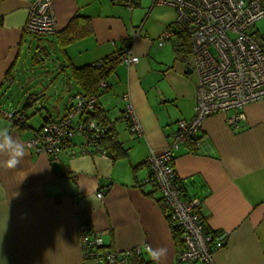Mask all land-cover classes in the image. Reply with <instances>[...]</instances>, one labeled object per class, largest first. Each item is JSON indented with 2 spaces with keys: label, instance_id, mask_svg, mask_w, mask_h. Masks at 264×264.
Here are the masks:
<instances>
[{
  "label": "crops",
  "instance_id": "crops-1",
  "mask_svg": "<svg viewBox=\"0 0 264 264\" xmlns=\"http://www.w3.org/2000/svg\"><path fill=\"white\" fill-rule=\"evenodd\" d=\"M123 1L54 0L56 33L34 37L24 26L35 0H0V127L23 144L45 122L64 116L73 96L82 93L70 77L71 66L93 65L120 52L122 41L141 28L132 47L138 62L117 65L106 79L108 88L96 97V108L113 123L119 155L66 152L51 160L26 149L16 169H7L0 157V264H95L81 254L84 220L106 249L165 247L160 264H178L161 195L145 182L146 160L151 150L168 146L177 122L193 117L190 44L175 27L173 9L137 0L130 10ZM165 30L173 35L159 46ZM252 35L264 47V18ZM126 93L140 135H132L122 117L120 97ZM4 111L20 112L24 128L3 118ZM243 114L238 130L224 115L207 118L199 144L174 151L185 196L202 202L200 218L224 242L213 254L214 264H264V101L246 105ZM143 259L153 264L146 252Z\"/></svg>",
  "mask_w": 264,
  "mask_h": 264
},
{
  "label": "built area",
  "instance_id": "built-area-1",
  "mask_svg": "<svg viewBox=\"0 0 264 264\" xmlns=\"http://www.w3.org/2000/svg\"><path fill=\"white\" fill-rule=\"evenodd\" d=\"M53 1L35 0L30 5L24 26L27 34L46 37L56 33ZM136 1L123 2L131 10ZM154 3L175 11V27L189 40L196 96L192 119L177 122L165 149L159 153L150 151L145 182L156 186L170 230L177 235L176 263L214 264L213 254L224 247V242L200 218L202 202L185 196L173 167L174 151L183 144L197 146L198 133L211 116L224 115L233 130L240 129L239 124L245 121L243 108L264 101V47L252 35L254 24L264 18V7L260 0H154ZM140 32L141 28L133 29L122 41L120 64L129 67L138 62L132 47ZM172 35L171 30H165L158 38V45ZM107 88L106 80H101L99 90ZM120 101L129 132L140 135L129 95L123 94ZM95 108L96 96L76 93L65 115L44 123L24 142L25 148L51 160H58L66 152L72 156L99 154L108 157L103 148L96 146L109 134V128L91 118ZM1 115L19 125L25 123L18 112L4 111ZM79 243L82 257L95 264H151L143 259L146 245L124 251L106 249L100 236L87 231L82 222Z\"/></svg>",
  "mask_w": 264,
  "mask_h": 264
},
{
  "label": "trees",
  "instance_id": "trees-1",
  "mask_svg": "<svg viewBox=\"0 0 264 264\" xmlns=\"http://www.w3.org/2000/svg\"><path fill=\"white\" fill-rule=\"evenodd\" d=\"M67 40L70 41L71 39H67ZM184 40L185 42H187L186 38H184ZM120 57H121V51L99 62H96L93 65H87L80 68L71 66L70 77L74 82V84L78 87L80 91H82L83 94L93 95L97 97L98 92H101L99 90V84L101 80L103 79L106 80L107 77L110 75V73L114 70V68L120 64L119 63ZM98 63H100L99 66L97 65ZM26 106L27 104L23 108H26ZM18 113L22 115L20 112ZM91 118L97 121L98 123L102 124L103 126L109 128V134L106 137H104L102 141H99L96 146L99 148H103L108 153L109 156H111V154L114 153L119 155L121 153V146L117 140L113 123H109L105 118V116L103 115V113L101 112V110H99L98 108H96L95 113L91 115ZM14 125L20 127V129L24 128V124L19 125L17 123H14ZM190 145L193 146V143H190ZM158 203L161 205V207L164 208L161 199L158 200ZM82 225L86 227L87 231L90 230L89 223L86 220L82 222ZM174 238L177 240L176 233Z\"/></svg>",
  "mask_w": 264,
  "mask_h": 264
},
{
  "label": "clouds",
  "instance_id": "clouds-1",
  "mask_svg": "<svg viewBox=\"0 0 264 264\" xmlns=\"http://www.w3.org/2000/svg\"><path fill=\"white\" fill-rule=\"evenodd\" d=\"M26 154L25 145L7 127H0V157H5L3 163L6 168H18ZM145 251L153 264H160L162 258H166L168 250L165 247L152 248L146 245Z\"/></svg>",
  "mask_w": 264,
  "mask_h": 264
},
{
  "label": "rangeland",
  "instance_id": "rangeland-1",
  "mask_svg": "<svg viewBox=\"0 0 264 264\" xmlns=\"http://www.w3.org/2000/svg\"><path fill=\"white\" fill-rule=\"evenodd\" d=\"M56 67H57V69H58V68L61 67V65H58V66H56ZM35 78H36V77H35ZM60 78H61V79H60V82H62L64 78H68V79H69V77H60ZM46 85H47V84H46ZM15 87H17V86H15Z\"/></svg>",
  "mask_w": 264,
  "mask_h": 264
},
{
  "label": "water",
  "instance_id": "water-1",
  "mask_svg": "<svg viewBox=\"0 0 264 264\" xmlns=\"http://www.w3.org/2000/svg\"><path fill=\"white\" fill-rule=\"evenodd\" d=\"M191 71H192V70L189 68V71H188L187 73H191Z\"/></svg>",
  "mask_w": 264,
  "mask_h": 264
}]
</instances>
